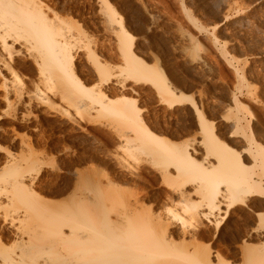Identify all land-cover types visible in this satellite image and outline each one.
<instances>
[{
    "label": "bare ground",
    "instance_id": "obj_1",
    "mask_svg": "<svg viewBox=\"0 0 264 264\" xmlns=\"http://www.w3.org/2000/svg\"><path fill=\"white\" fill-rule=\"evenodd\" d=\"M101 1L102 24L116 34L126 66L116 77L97 59L95 74L104 77L99 85L88 86L77 73V52L93 51L77 22L42 0H0V264H237L229 258L236 253L233 247L247 257V264H264V138L261 127L253 123L254 105H247L263 106L258 88L240 75L236 88L247 95L248 102L243 103L235 90L231 94L223 86L228 90L226 103L219 104L220 109L216 103L210 106L221 112L217 125L204 114L197 97L186 93L187 86H182L187 82L177 71L168 79L166 68L151 65L136 53L135 37L123 18L107 0ZM174 1L179 15L168 21L178 29L179 21H187L218 49V28L200 26L181 0ZM209 2L222 14L221 20L233 9L230 0ZM142 14L149 39L139 43H154V37H160L159 46L168 45L199 80L212 77L214 67L190 33L172 25L178 33L171 34L168 21L146 5ZM221 47L219 56L238 76L233 61L239 58L230 60ZM21 56L34 65L36 79L19 74ZM111 83L125 94L109 97L104 85ZM141 89L154 94L170 113L182 115L170 122L172 138H182L190 122L201 139L172 144L171 137L169 141L167 135L158 134L144 117L146 110L138 98L131 96H139ZM49 105L65 106L67 122L88 135L91 131L83 123L92 125L94 113L112 120L110 166L99 161L77 169L74 191L64 202L56 199L65 192L62 187L49 191L56 197L51 198L42 182L44 168L59 157V144L47 139L43 125L37 141L29 133L32 119L40 118ZM91 149L77 160L96 159L89 157ZM102 166L107 167L104 173ZM150 179L160 185L159 191L151 189ZM245 210L255 213L254 226L236 230L226 249L215 247L224 225L235 212Z\"/></svg>",
    "mask_w": 264,
    "mask_h": 264
},
{
    "label": "rangeland",
    "instance_id": "obj_2",
    "mask_svg": "<svg viewBox=\"0 0 264 264\" xmlns=\"http://www.w3.org/2000/svg\"><path fill=\"white\" fill-rule=\"evenodd\" d=\"M42 1L44 2V4H46L47 7H49L53 11L58 12V14H60L62 17L66 19H71L75 23L77 22V25H80L81 28L85 31L86 33L85 42L89 44L93 53L87 54L88 52L85 50L78 51L76 69H77V73L86 83V85L93 86V85H99L101 83L100 79H102L101 77H104L103 76L104 74L102 73L103 75L101 76L95 74V70H97V65L99 61L105 63L106 65H109V69L110 71H112L113 76L121 77L119 76V74L123 69H125L126 59L121 54L116 34L112 31L109 30L106 31L104 29V26L102 24L103 23L102 10L104 9L105 5L101 3L102 2L101 0H42ZM107 1L111 4V7H114L116 12L119 14V16L117 17L123 18V23L125 28L135 37L134 39L136 45L135 46L136 53L147 63L157 66L160 65L161 68H166L163 70L166 71L165 73L168 79L169 77H171L172 72L177 71L179 75L182 78H184V80L188 83V84L185 83L182 86L185 88L187 86L188 89L185 90L186 93L188 94L190 93L194 97H197L195 99L196 101H198L197 103L199 107L201 105L200 108L203 109V112L207 116V118L209 120L211 119L217 125H218L217 123L218 119L216 117L221 115V112H218V110L221 107L220 105H223L222 104L224 103L223 101H225L226 103L225 98H227V96L225 95L227 94L224 93V91H226L225 89L226 87L228 90L229 89L232 90V91L227 90L228 92L231 91V94H233L236 91L235 92L236 94L234 95L235 96L237 95V97L241 98L240 100H242V102L243 100L246 99L247 95L245 91H243L241 95L240 91L236 88L239 85V84L237 85V82L241 81L240 77L244 74V76L242 77L244 78L245 82L249 81L250 84H253V86L256 87V89L258 88V92H259L258 94H260L259 100H261V103L263 104L261 108L256 107L255 104L253 103L251 104V102H249L250 104L247 103V105H249V107L254 105L251 108L253 113L257 115H256V120H253V123H257L258 126L261 127L260 129L263 132L262 134L263 136L261 137L262 139L264 138V128H263L264 126L262 125L264 124V67H263L264 53L260 54L261 50L262 51L264 50V0H230L233 9L229 13V15H227L223 20H221L220 18L222 14L217 9L213 8L212 6L213 4L210 3L209 0H181V2H183L187 6V9L191 11L197 23L202 24L200 26L204 25L203 27H205L206 25V27L208 28V26L210 27L211 25L210 29H212L213 26L214 28L215 27L218 28L216 31V35L219 38L218 47L221 44L222 47L226 48V49L224 48V50L226 51L224 50L223 51L228 54L226 55L230 60L232 59L233 61L232 56L236 59L239 58L238 62L237 60L233 61L234 65L238 69L239 72L238 76L235 75L233 71H231L228 65L224 63L225 61H223V59L219 56L221 46L218 49L213 47L211 44H209V41H207L203 33H199V31L193 29L194 27L190 26L188 22L185 20H182V22L179 21V23L182 25L180 29H178L179 25L177 26L176 24L175 25L173 24L174 23L173 20H172L173 23L171 22V20L170 22L168 21L169 19H172L171 17L176 16L178 18L179 15V5L174 0H164V1L163 0H107ZM144 5H146L147 8L150 9L152 12L158 15L160 14L159 16H162L164 20L168 21L166 22V24L168 25V26L166 25V27L168 30L170 29L169 31L171 34L172 32L173 35L178 33V30L179 31L185 30L187 34L190 33L191 36L194 37V40L199 42V45H201L200 47L201 51H203L202 53H204L203 55L207 57V59L209 58L208 59L209 63L211 61L210 64L211 68L214 67L210 73L212 77L208 75V78L210 77L209 78L210 80L203 79L204 80L203 81L202 78H201L202 81L199 80L200 77L197 78V76L194 75L193 72H191V70L186 65L183 64L182 59H179L176 56H174L172 51H170L168 45L165 46L161 44V46H159L160 37H154L155 39L154 43L148 41H147L148 44L144 43L142 45L141 43H139L142 39L145 38L149 39V37H147L148 35L145 32L146 31L145 27H143L144 26L143 23H145L144 22L145 20L142 14V6ZM179 19H183L182 16H180ZM236 22H238L237 25L240 26V29L239 26L237 25L235 26L234 23ZM170 23L172 24L170 25ZM171 26L174 27V29H178V30H174V29L172 30ZM175 26H177L178 28H175ZM170 33H168L167 37L170 35ZM216 49L218 50V52L216 51ZM25 59L26 58L22 56L18 57L17 59L16 67L17 70L19 71V74L21 75L22 78H27L26 76H28L31 79L32 78L36 79L37 71L34 65L31 63V61ZM240 59L241 60L244 59L243 62ZM237 78H239V80ZM116 80L117 78L113 79V82H115ZM216 83L217 84L219 83L221 86L219 84H218L219 86H217ZM104 86L108 96L109 97L111 96V98H120L125 94L124 92L120 91L118 86L114 85V83ZM222 89L224 90L221 91ZM140 91L141 92L139 96L134 94L131 96H135L138 98V105H140V107L146 110L144 112V117L146 118V120H148L151 127L158 134L167 135V137H169L168 138L169 141L171 137L172 140L170 142L172 144H174L175 142L176 143L185 142L186 140L187 142H192L193 140L197 141L201 139L200 138L201 136L196 131V129L192 127L190 122L187 125L188 126L187 130L185 131V135L182 138L179 139L172 138V133H169L172 131L171 130L172 126L170 122L171 121L174 122L176 120V117L180 116L181 118L182 115L179 113H178L179 115L175 113H170V111L167 110L165 106L159 105L155 95L150 94L149 91H147L146 89H141ZM199 96L203 97L202 100H200ZM260 96L263 98H261ZM55 101L57 102V99ZM245 101L248 102L247 99ZM245 101L243 103H246ZM212 104H214L215 106H217L218 104L219 109L218 108H217L218 110L213 109L214 111L211 110L210 106ZM49 106L43 107L44 114H41L40 118L38 116V118L34 117L36 119L34 118L32 119L31 127L29 128V133L31 135V138L34 139V141L35 140L37 141L38 136L42 130V128H40L39 126L43 125L44 127L43 130H45L47 139L51 141V143L54 140L55 143L57 142L59 144L60 151L56 152V153H60L59 157L56 158L54 161L50 160L51 163H48L47 164L48 166L44 168L42 182L46 185L47 193L49 191L62 187L61 189H63V191L65 190V192H63L61 196H58L57 198L53 197L51 196V194H49L50 192L48 193V196L51 198H56L58 201L64 202L68 198L69 195L68 193L74 191L75 179L73 176H75V171L77 169L85 170L93 166L92 164H97L99 161H106L108 162L107 166H110L111 164L110 151H111V147H113L114 145V142L111 141V126L109 125L112 120L110 117L104 116L103 114L94 113L93 114L95 120L93 121L94 125L92 124L88 126L83 123V126H85L87 130L91 131L90 132L91 134L88 135L85 130H82L84 128H80L76 125H72L67 122L64 113L65 106L62 107L60 106V108L57 107L56 105H55L56 108L54 107V105L50 106L51 108H49ZM253 108H255L256 110L255 109L253 110ZM1 109L2 108H0V110ZM34 114L35 115L38 114L37 111L34 110ZM41 119H43V121ZM72 126H74L75 128L73 132L70 129V127ZM164 131L165 132L167 131V133H164ZM218 132L220 134H223V130L221 131L220 128ZM88 147L92 148L90 150L91 154L89 153V157L96 158L97 160L94 159L93 160L94 162L91 161L92 162L91 163L90 161H88L90 158H88V160L85 162H79L76 157L84 155L85 154L84 151ZM50 156L52 155L50 154ZM74 157L76 158V161L70 162V159ZM138 170L141 171V168L139 167ZM106 171H107V167L104 166L102 172L104 173ZM109 171H111V167H109ZM100 175L102 174L99 173L95 176H100ZM150 182L152 183L151 189L153 191H159L161 189L159 187L160 185H158L157 182H154V179L153 181L151 180ZM252 213H248V210L242 212H235L233 216L229 219V221L224 225L223 230L221 231L218 239L214 241L213 245H215V247L217 248H225L226 244L228 245L230 244L229 237H231V235L235 233L236 230L240 228L243 229V228L253 227L254 226L253 224L256 223V216L255 213L254 214ZM246 216L247 218L249 217L248 220ZM237 245H241V242L240 241L237 242ZM233 250H235L236 253L234 254L232 253L231 255L227 253L228 255H230L229 258L232 261H234L237 264L248 263L247 257L242 253H240L238 248L236 249V247H233Z\"/></svg>",
    "mask_w": 264,
    "mask_h": 264
}]
</instances>
